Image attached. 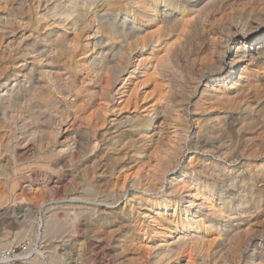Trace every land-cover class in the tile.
<instances>
[{"label": "bare ground", "instance_id": "6f19581e", "mask_svg": "<svg viewBox=\"0 0 264 264\" xmlns=\"http://www.w3.org/2000/svg\"><path fill=\"white\" fill-rule=\"evenodd\" d=\"M50 1L47 2L48 4L38 2L37 21L43 24L41 30L44 32L30 35L22 33L18 48L6 50L10 58L15 60L21 58L26 63L21 65L22 71L18 79L12 80L11 83L6 82L3 85L4 89L0 90V108L5 114L6 111L16 109L21 104H27L32 115L28 117V120L20 117L22 113L19 116L21 119L12 116L7 118L4 115L0 125V139L6 141V147L16 148L24 142L33 140L42 149L44 139L45 142H47L46 139L50 141L52 148L55 147L62 133V126L69 120L66 114L69 109L75 113L77 118H82L87 131L93 137L92 150L97 151L100 148L97 146L99 129L104 131L109 125L117 127V122L120 124L123 120L136 124L135 130H138L141 142L149 146L156 145L166 135L164 130L168 126V109L176 107L184 120H180L178 129L174 130V140H171L173 144L156 149L153 159L158 166L156 165L155 170L130 175H127V172L125 178L123 177V182L118 179L123 187L131 185L135 187L134 189H142L145 192L143 194L155 195L154 198H140L131 205L132 209L138 206L149 208L150 213L159 212L153 216L148 212L138 213V218H141L143 223L142 228L137 229L139 233H143V236L154 235L161 240L160 245H157L153 239L147 240L145 246H147L148 253L154 255L156 264H185V262L186 264H197V262L201 264H264V222L259 220L260 223L258 219L256 220L259 210L264 205V0H208L207 2L204 0L205 4L201 6L198 16L195 17L196 20L198 19L195 26L190 27L191 29L184 27L178 39L172 44L165 43L156 58L150 57L148 52L151 53L154 42L163 44L162 37H160L162 34L156 41H153L155 37L149 29L160 30L168 27L169 30L176 27L175 20L180 17L179 13H175L168 7L173 6L180 10L184 7L180 4L192 2V0H132V21H127V18H123L121 22L118 21V16L114 15L116 12L114 7L106 11L107 14L104 17L100 16L95 27L93 25L97 21L91 22L92 25L90 21L83 22L78 17H73V14H79L76 6L82 7L81 13L89 12L90 3L87 5L81 4L79 0L75 1L76 6L69 5L68 10L65 9L60 14L66 19H54L58 15L55 14L58 0ZM115 2L122 3L121 0H103L102 5L98 2L96 4L102 8L103 12L105 10L103 6H113ZM161 5H164L166 10H162ZM120 9L117 7V12ZM81 21L85 27L80 24ZM88 30L91 31L88 32ZM103 31L108 33L109 38L102 37ZM68 32L74 34L72 39L69 38ZM98 35L101 38H97ZM121 38L125 43L130 40L129 44L132 46V49H129L131 50L130 56L139 54L135 57L137 60L132 69L130 68L131 58L124 61L123 57H120L122 52L128 48V46L125 47L126 44L119 46L118 50L115 45L106 50L108 45L105 41L112 42V40ZM206 41H208L207 48ZM8 46L14 45L9 44ZM63 54L76 63V69H74L75 74L62 83L59 73L57 71L55 73L54 70ZM182 61L189 64L190 75L193 73L192 76L194 74L199 76L189 77L194 79L195 83L191 89L197 91L201 88L202 95L207 96L210 103L217 104L221 108L206 129L197 124L192 134H189L187 129L189 120L194 116H191L192 113L188 106H178L175 103L173 105L174 101L170 94L172 82L183 75ZM105 70L108 72L106 76H104ZM208 72L211 74H207ZM78 75L82 78L81 87L76 80ZM126 75L129 77H124ZM134 77L136 82L132 79ZM103 79L107 80V87L104 89L100 87L102 102L95 110H91L95 103H93L95 96L93 92L95 91L89 90V93L88 91L85 93V90L88 87H97ZM192 90L188 93L184 92V95L192 96ZM72 98L74 99L68 102V107L61 109L60 103ZM78 99H82V102L80 103ZM214 107L218 108L216 105ZM210 108L208 106V110ZM9 127L11 131L7 129ZM167 129L168 135L171 132V126ZM185 132H187L186 135ZM104 139H116L108 150L109 158L107 157L106 160L110 164L111 159L114 156L117 157V151L122 150L123 147L122 144L117 146V138L110 131H106ZM185 145L190 147L189 150L193 149L202 155L195 156L193 153L194 156L192 155L189 162L185 163L186 167L181 168V175L168 179V172L173 170L172 164L176 163L178 158L181 159ZM74 155L71 153L70 158L74 159ZM196 160L199 165L193 167ZM207 169L214 177L212 184L198 178L200 171ZM113 172L112 168L105 174L111 182L114 179L115 184L113 185L117 186V175ZM99 176L104 175L99 174ZM224 183H229V188H225L227 190L224 189ZM221 184H224L222 185L223 190L219 189ZM84 190L87 191V189ZM231 206H235L236 209H232ZM163 211L166 213L172 211L173 214L165 216L161 213ZM130 212L133 214L132 210ZM9 219L13 222V219ZM92 225L91 229L96 233L106 227L104 223L99 224V221ZM157 226L162 229L164 226L165 229L158 231ZM246 226L248 228H244ZM209 234L215 237L213 241L208 239ZM245 235L256 246L253 251L248 250L250 253L247 257L242 251L245 250L243 247L247 243ZM133 246V242H130V248ZM224 251L227 253L224 254ZM194 253L204 254L200 262L195 259Z\"/></svg>", "mask_w": 264, "mask_h": 264}, {"label": "rangeland", "instance_id": "374dc122", "mask_svg": "<svg viewBox=\"0 0 264 264\" xmlns=\"http://www.w3.org/2000/svg\"><path fill=\"white\" fill-rule=\"evenodd\" d=\"M39 1H42L43 3L46 4L49 0H0V90L4 89L3 85L6 82L11 83L12 80L14 81L18 79L19 73L20 71H22L21 65L26 63L21 58L19 60L10 58V54L6 50H9V49L11 50L12 48H18V42H19V39L22 33H26V35H30L32 33L36 34V33L44 32L43 30H41V27L43 24H40L37 21L36 13L38 12V2ZM52 1H55V0H51L50 2ZM64 1L68 3H65V2L62 3L60 0H58L57 2L58 8L55 12V14H58V15L54 19H59V18L66 19L65 16L61 17L60 14H62L65 9L68 10L67 6L69 5L76 6L74 2L78 0H64ZM79 1L81 4L90 3L89 12L81 13L82 7L76 6L78 10L77 12H79V14H73V17H78L83 22L85 20L88 22L90 21V24L92 25L93 23L91 22L97 21V22H94V25H93L94 27L97 25L98 19L100 18V16L104 17V15L107 14L106 11L114 7L116 11L114 15L118 16V21L120 22L123 21V18H127V21H132L133 19L132 17L133 6L131 5L132 0H121L122 3L117 4V2H115V5L113 6H106V7L103 6V8L105 9L103 10V12H102V8L99 7V5H102L101 3H103V0H79ZM207 1L208 0H206V2ZM97 2L99 3V5L96 4ZM203 4H205L204 0H192V2L190 1L188 3L186 2V3L180 4V6L182 5L184 6L180 10L179 9L177 10V8L173 6L168 7L170 8V10H174L175 13L177 12L179 13L180 17H178L175 20V22L177 23V26L169 30H168V27H163L160 30L154 29V28H150L151 30L149 29V32L150 33L152 32V34L155 37L153 41H156L157 38L162 34L160 37H162V42H163V44L160 43L161 45L155 42L153 43V46L151 48L152 50L151 53L150 51L148 52V54H150V57L156 58L157 55L160 53V49H162L165 46V43H169V44L174 43L178 39V37L181 35V32L183 31V29L190 28V27L193 28L195 24L198 22V19L196 20L195 17L198 16L199 14L198 10L202 8L201 6H203ZM117 7L121 8L118 12H117ZM161 9L166 10L164 5H161ZM83 16H84V19H82ZM82 21L80 24H83ZM82 26L85 27L84 24ZM89 31L91 30H88V32ZM68 34H69L68 35L69 38L72 39L74 34L72 32H68ZM96 37L101 38L100 35ZM102 37L109 38L108 33L106 31H103ZM94 40L95 38L93 39V41ZM229 42L231 43V41ZM105 43L106 45H108L106 50L110 49L111 46L113 45L117 46V50H118L119 46L126 44L125 47L128 46V48L125 49L126 51L124 50L122 52L120 57H123L124 61L127 60V58L128 59L131 58L130 62L132 63L131 64L132 66L130 65V68L132 69L133 64L137 60V58L135 57L139 56V54L138 53L134 54L133 55L134 57L130 56L131 50L129 49L130 48L132 49L131 44H129L130 40L127 41V43H125L123 38H121L118 40H112V42L105 41ZM205 43H206L205 45L207 48L208 41H206ZM9 44L14 45V46L9 47L8 46ZM83 44L85 45V41ZM153 47L154 48L157 47V49H153ZM66 56L67 55L65 54L62 55V58L59 60V63L55 65V70H54L55 73L56 71L59 73L62 83L64 82V80L67 81L68 79H70L75 74L74 69H76L75 68L76 63H74L72 59H70V57L68 56L66 57ZM79 57L83 58L84 56L82 57L79 56ZM63 60H65L66 62ZM28 63L30 65V62ZM185 63H186L185 61L181 62V72L184 70L182 72L183 75H181L180 78H177L176 80H174V82H172L170 94H171V99L174 101L173 105L175 103V105H178V106L180 105L188 106L190 112L192 113L191 116L192 117L194 116L192 119L189 120L191 123L190 122L188 123V129H187V132L189 134H192L193 131L196 129L195 127L198 126L197 124L204 126V129H206L210 125L209 123L215 119V115H217V113L220 112L219 110H221V108L217 104L210 103V100L207 98V96L202 95L201 88H199L197 91H193L191 89V86L195 85L194 79H191V78H196L198 75L194 74L192 76L193 73L190 75L191 70L188 69L189 64L186 63L187 64L186 65ZM3 71H7V72H3ZM207 74H211V73L208 72ZM106 75H108L107 70L104 71V76ZM124 77L128 78L129 75H126ZM132 79L134 82L137 81L135 77ZM139 79L140 78H138V80ZM188 79L190 81L192 80L193 82L191 81V84H190L189 83L190 81ZM76 80H77V83H79V87H81L80 85L81 80H82L81 76L78 75ZM186 82H188L187 85H185ZM183 85H185L186 87ZM101 86H102L101 89L106 88L107 80L103 79L100 83H98L97 87H88L85 90V93H87V91L89 93V90L95 91L93 92V96L95 94L93 98L94 99L93 103L94 102L95 103L93 104V108L91 110H95L96 107L99 105V103L102 102V96L100 95ZM189 90L190 91L192 90L193 93L192 92L191 93L193 97L190 96L189 94L184 95V92L188 93L190 92ZM73 99L74 98L61 102L60 103L61 109H66L68 107V102L72 101ZM168 99H170V97ZM79 101L81 103L82 99ZM181 102L182 103L184 102V103L181 104ZM202 104H204L205 106ZM26 105L27 104H21L16 109L6 111L5 114L3 110L0 108V111H1L0 112V125H1V120L4 118V115L7 116V118H11L10 116H12L17 119L25 118L28 120V117H31L32 115L30 114L28 107ZM215 105L218 108H215L214 107ZM208 106L211 107L209 110H208ZM8 113L9 114L11 113V114L9 115ZM66 114L67 116H69V120L62 126V133L60 137L58 138V143L53 148L50 144V141L46 139L47 142H45V139H44L42 141L43 142L42 149H40L38 146V143L33 140H29L31 143L24 142L23 145L19 147L8 149L6 147V141L0 139V155H1L0 156V206H1L0 207V253L4 250L12 249L16 246L26 245L28 247V251L22 252V250L20 251V249L19 250L17 249L16 253L18 255L14 258L11 264H59V263L60 264H137V263L138 264H145V263L146 264H150V263L156 264V261L153 258L154 255L152 256V254L148 253L147 246L145 245L148 242L147 240L150 241V239H153L157 245L158 244L160 245L161 240H159L157 236L155 237L154 235H150V234L143 236V233H139V231L137 230V229L142 228V225H143V223L140 220L141 218H138V213L140 211L148 212L150 210L149 208H141L138 206H135V208L133 209L131 208V205L136 203V201L139 200L140 198H145V197L154 198L155 195H153L152 193L143 194L145 192L142 189L141 190L134 189L135 187H132L131 185H125L124 186L125 188H124L122 182L124 181V178L127 172H128L127 175H130L132 173L137 174V173H144L148 170H155V168L158 166L157 163L154 162L155 159H153L155 158L156 149H158V147L160 146H163V147L165 145L171 146V144H173L171 140L172 141L174 140L173 139L175 136L174 130L178 129L179 121L184 120V118L182 117V114L179 113V110L176 107H170L168 109V124L167 125L171 126V130H170L171 132H169V134L167 135L168 126H166L164 130V134L166 133V135L164 136V139L157 142L156 145L151 144L149 146V144L146 145V143L141 142V140L139 139V135H138L139 132L138 130H135L136 124H132L131 122H128L127 120L121 121L120 124L117 122V127L116 125H109L108 128L105 129L104 131L99 129L97 133V137H98L97 142L99 144L97 146L98 148L99 147L100 148L97 151L92 150L93 137H91V134L87 131L86 125L82 121V118L80 117H79L80 119L77 118L75 113L70 109L67 111ZM174 114H177V115H174ZM195 118L200 119V120H196ZM7 129L8 131H11V127ZM106 131H110L113 134V136L117 138V146H121L122 144V147H123L122 150L117 151V157L114 156L111 159L110 164L106 160L108 157L107 155H109L108 150L110 148V145L116 142V139L115 140H112V139L105 140L104 136H105ZM100 132L103 133V135ZM187 132H185V135L187 134ZM168 141L170 143H168ZM189 148L190 147L188 145H185L181 159L178 158L176 160L178 163L176 162L172 164V168L173 167L174 168L173 170H171L172 172L171 171L168 172V179H172L173 176H177V175L180 176L181 175L180 172H182V169L186 167V164L189 162L191 157H193L194 155L195 156L202 155L200 152L199 154L198 151H195L193 149L189 150ZM185 149L186 150L188 149V151H186ZM127 152H128V156H127ZM71 153L75 154L74 159L70 158ZM68 158H70V160ZM178 164L179 166L177 167ZM198 165H199L198 160H196V162H194L192 166L197 167ZM176 167L177 169H175ZM112 168L114 171L113 173H116L117 175V186L113 185L115 184L114 179L111 182V180L107 179L106 177L107 172L110 171ZM142 169H144L145 171ZM200 172H199L200 174L198 178L201 179V181H205L208 184H212L214 182V177H212L210 170L207 169V170L200 171ZM99 174H103L104 176L100 177ZM118 179L122 180V182ZM151 181L153 182V180ZM224 184L219 185L220 190H223L222 185L224 186V189L229 188V183H224ZM84 189H87L88 192L85 191ZM119 189L120 190L122 189V190L120 191ZM137 191L139 193H137ZM107 194L109 195L107 196ZM84 195L88 200L84 197ZM115 199L118 202H116ZM101 200H104V201H101ZM105 202L106 203L108 202V203L103 205ZM71 204L73 207L71 206ZM95 204H96V207H95ZM11 207H12V210H11ZM231 208L236 209L235 206L233 207L231 206ZM84 209L87 210L88 213L84 212L85 211ZM130 210H132L133 214H131ZM50 211H53V212H50ZM80 212H82L81 215H80ZM158 213L159 212H155V213L148 212V214L151 216L156 215ZM161 213L165 216H168V215L170 216L173 214L172 211L167 212V213L163 211ZM128 214L130 217L128 216ZM71 217L74 219H72ZM9 218L13 219V222ZM5 219L7 220V222ZM256 220L257 221L261 220V222H264V205L261 208V210H259V216L256 218ZM8 221L10 223H8ZM98 221H99V224L104 223L106 227L104 230H100V232L96 233L92 231L91 227L93 226L92 224H94L95 222L98 223ZM59 222L65 225H61ZM67 222H69V224H71L72 226L69 225ZM19 225L20 226L23 225V226L20 227ZM152 226L156 228L155 225H152ZM164 226H162L163 229H165ZM159 227L157 228V230L163 231V229ZM244 228H248V226ZM73 231H76V232H73ZM68 232L70 235L68 234ZM212 236H213L212 234L208 235V239L210 241H213L215 239V237L214 236L212 237ZM246 237L247 236L245 235V238ZM245 238L243 237V241ZM108 239L109 241H107ZM245 241H247L246 245H244L243 247L245 248V250L243 249L242 251H243V255L247 257L249 253L251 252V250L253 251L255 249L254 247L256 246H254V244L247 238ZM130 242H133L134 248L133 247L130 248ZM263 246H264V243H263ZM127 248L129 249V251ZM223 253L225 254L227 253V251H224ZM194 254H195V259L199 262H200L202 255H204L202 253L200 254L194 253ZM197 264H201V263L197 262Z\"/></svg>", "mask_w": 264, "mask_h": 264}, {"label": "built area", "instance_id": "2783aa9c", "mask_svg": "<svg viewBox=\"0 0 264 264\" xmlns=\"http://www.w3.org/2000/svg\"><path fill=\"white\" fill-rule=\"evenodd\" d=\"M17 249H20V251L22 250V252L28 251V247L26 245L16 246L12 249L4 250L0 253V264H11L14 258L18 255L16 253Z\"/></svg>", "mask_w": 264, "mask_h": 264}]
</instances>
